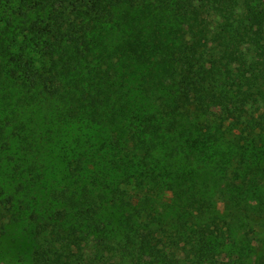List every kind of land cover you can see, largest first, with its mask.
<instances>
[{"label": "trees", "instance_id": "16d2710c", "mask_svg": "<svg viewBox=\"0 0 264 264\" xmlns=\"http://www.w3.org/2000/svg\"><path fill=\"white\" fill-rule=\"evenodd\" d=\"M262 137L263 1L0 0V264H241Z\"/></svg>", "mask_w": 264, "mask_h": 264}, {"label": "rangeland", "instance_id": "374dc122", "mask_svg": "<svg viewBox=\"0 0 264 264\" xmlns=\"http://www.w3.org/2000/svg\"><path fill=\"white\" fill-rule=\"evenodd\" d=\"M261 2L264 0H260ZM262 146L260 148V161H264V137H262ZM257 159V158H256ZM263 192H264V184ZM218 197V196H217ZM218 197L215 201L214 209L223 215L230 214L228 225L224 228L228 229L230 236L227 242L231 246L226 247V251L222 252L223 257L240 259L241 264H251L255 258L264 251V194L261 198L247 197L246 202L242 207V213H237L231 209L229 202ZM23 220H21L22 223ZM19 224L20 229H10V234L0 238V251L2 260L16 259L19 250L29 248L22 237L18 236L17 231H23V226ZM219 227H222V219H218ZM229 228L231 232L229 231ZM13 252V253H11ZM6 262V261H2Z\"/></svg>", "mask_w": 264, "mask_h": 264}]
</instances>
